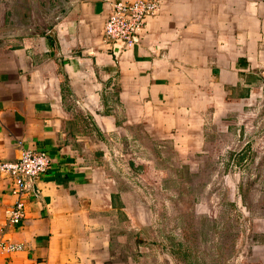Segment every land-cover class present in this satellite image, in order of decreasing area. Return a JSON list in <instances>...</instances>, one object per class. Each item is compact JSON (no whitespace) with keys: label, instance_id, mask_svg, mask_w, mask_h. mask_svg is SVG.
<instances>
[{"label":"crops","instance_id":"crops-1","mask_svg":"<svg viewBox=\"0 0 264 264\" xmlns=\"http://www.w3.org/2000/svg\"><path fill=\"white\" fill-rule=\"evenodd\" d=\"M115 1H10L20 17L0 2V160L22 148L51 159L18 225L7 222L12 179L0 174V240L23 245L0 252V264H158L147 256L155 249L174 264L172 249L149 236L154 205L119 148L131 140L173 155L158 171L151 158L129 157L160 178L203 169L238 145L245 109L264 90V0H161L119 56L103 37ZM247 196L242 264H264V210Z\"/></svg>","mask_w":264,"mask_h":264},{"label":"rangeland","instance_id":"rangeland-1","mask_svg":"<svg viewBox=\"0 0 264 264\" xmlns=\"http://www.w3.org/2000/svg\"><path fill=\"white\" fill-rule=\"evenodd\" d=\"M10 1L13 0L0 1L1 7H4L2 13L6 17L13 12L18 17L22 16V9L11 10L14 3ZM47 1L50 0H43V4H47ZM20 2L22 5V0ZM244 114L249 115L241 127L243 132L247 130V138H238L236 135L238 145L230 143L233 149L218 158L214 157L215 160L209 159L200 170L175 169L169 178L164 174L160 178L147 169L145 164H141V159L138 164L134 163L136 159L129 157L151 158L156 170L168 161L171 163L173 155L164 159L155 153L148 155L146 148L140 149L131 140L126 150L119 148L121 157L118 160L121 163L129 162L132 169H127V173L131 175L130 178L140 180L132 182L129 179L136 184L143 200L150 199L154 205L155 224L158 228L149 236L153 235L159 243L167 244L172 249L174 257L171 254L169 256L174 264L243 263L246 245L252 234V221L250 224L244 221L251 217L248 213L251 207L243 199L245 193L252 194L247 199L257 213L262 214L264 210L263 89L251 97ZM252 136L255 137L251 140L253 149L248 140ZM144 180L147 185H144ZM155 252L156 249L149 251L147 256L150 260L159 259L160 264L167 261V256H157Z\"/></svg>","mask_w":264,"mask_h":264},{"label":"built area","instance_id":"built-area-1","mask_svg":"<svg viewBox=\"0 0 264 264\" xmlns=\"http://www.w3.org/2000/svg\"><path fill=\"white\" fill-rule=\"evenodd\" d=\"M161 7V0H118L112 3L110 13L104 25V43L111 46L115 56L134 45L147 20L155 16ZM238 138H247V130H238ZM19 144L21 142L19 141ZM51 165L50 157L43 152L22 148L15 161L0 160V174L11 177V192L15 195L14 203L7 210L9 225H18L25 216V199L30 190L35 189L36 179L46 172ZM234 165V164H233ZM23 248L22 244L9 240H0V252H12Z\"/></svg>","mask_w":264,"mask_h":264}]
</instances>
